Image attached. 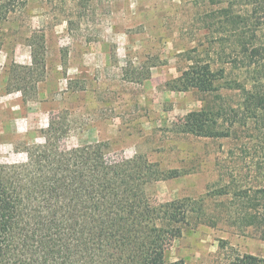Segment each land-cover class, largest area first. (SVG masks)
<instances>
[{
  "label": "rangeland",
  "instance_id": "374dc122",
  "mask_svg": "<svg viewBox=\"0 0 264 264\" xmlns=\"http://www.w3.org/2000/svg\"><path fill=\"white\" fill-rule=\"evenodd\" d=\"M8 1L0 0L13 9L0 19V164L25 163L26 149L46 139L62 150L103 144L113 160L140 156L178 172L146 187L151 206L189 199L206 214L197 224L190 216L166 261L264 258V221L240 222L234 210L244 204L230 202L234 192L264 187V120L243 126L230 113L241 97L225 80L209 94L173 89L192 65L188 53L206 49L203 0ZM199 111L216 119L215 131L236 121L230 135L183 132L186 116Z\"/></svg>",
  "mask_w": 264,
  "mask_h": 264
},
{
  "label": "trees",
  "instance_id": "16d2710c",
  "mask_svg": "<svg viewBox=\"0 0 264 264\" xmlns=\"http://www.w3.org/2000/svg\"><path fill=\"white\" fill-rule=\"evenodd\" d=\"M203 3L197 14L206 49L188 53L195 54L188 58L192 65L181 71L173 89L209 94L225 80L241 97L230 113L243 126L264 120V0ZM10 7L0 5V19ZM201 55L205 60L198 61ZM230 72L237 73L235 79H226ZM234 122L215 131L216 119L191 112L182 131L228 137ZM26 154L25 163L0 164V264H184L166 261L165 249L182 236L192 214L195 224L204 221L202 205L181 199L151 206L146 196L150 183L175 178L176 170L162 173L140 156L113 160L103 144L62 150L46 139ZM230 202H243V209L234 210L240 222L264 221V187L234 192ZM226 264H264V258L233 254Z\"/></svg>",
  "mask_w": 264,
  "mask_h": 264
},
{
  "label": "clouds",
  "instance_id": "9594fccd",
  "mask_svg": "<svg viewBox=\"0 0 264 264\" xmlns=\"http://www.w3.org/2000/svg\"><path fill=\"white\" fill-rule=\"evenodd\" d=\"M121 40L125 39L123 36L120 37Z\"/></svg>",
  "mask_w": 264,
  "mask_h": 264
}]
</instances>
